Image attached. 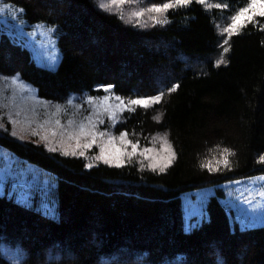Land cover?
I'll return each instance as SVG.
<instances>
[{
  "label": "trees",
  "instance_id": "16d2710c",
  "mask_svg": "<svg viewBox=\"0 0 264 264\" xmlns=\"http://www.w3.org/2000/svg\"><path fill=\"white\" fill-rule=\"evenodd\" d=\"M208 1L215 6L192 0L141 28L96 0H0L23 9L29 26L53 29L60 51L55 68L42 66L0 26V76L18 75L56 103L103 97L107 85L126 100L161 96L114 130L143 145L167 135L175 153L163 172L136 163L89 168L83 157L0 129L1 148L55 182L49 212L39 198L29 205L0 193V264H264V223L241 226L223 188L264 176V17L225 43L219 27L249 0ZM222 158L228 165L214 169ZM209 188L205 215L189 225L184 196Z\"/></svg>",
  "mask_w": 264,
  "mask_h": 264
},
{
  "label": "rangeland",
  "instance_id": "374dc122",
  "mask_svg": "<svg viewBox=\"0 0 264 264\" xmlns=\"http://www.w3.org/2000/svg\"><path fill=\"white\" fill-rule=\"evenodd\" d=\"M96 1L99 5H105L103 7L104 10L117 14L129 24L137 25L141 28H149L162 24L167 11L149 12L146 9L153 7V5H148L147 2L143 1V3L140 0H123V2L116 0L115 3L112 0ZM170 3L176 6L174 1ZM204 4L210 8L215 6L214 3L208 0H205ZM250 5L251 0L244 7L249 8L248 13L241 18V21L237 24L236 31L232 35L238 33L245 25L257 21L259 17H264L259 15L261 8L264 7V0H259V5L256 7H251ZM20 13L19 9L0 2V26L12 39L28 48L33 59L38 64L47 68H55L60 59V51L57 48L54 30L42 24L29 26L21 19ZM138 13H143V15H137ZM231 24L232 19L219 27V31L225 40L230 36L224 29ZM13 80H16L15 84H13ZM105 95L109 96V100L107 102L97 101L96 103L100 104L101 108L96 109V111L102 112V105L104 103L108 105L121 103L115 100L116 95L113 94L111 89ZM88 96V94H73L63 103L50 102L39 98L36 88L23 81L18 75L9 78L0 76V109L2 111L0 123H3L10 133L15 131L17 133L15 137L42 145L48 150L49 147L54 146L53 142L49 140L45 144L38 137L31 136L29 125L35 127L38 121L42 122L44 119L54 121L56 118H59L61 124L66 126L67 120L70 118L79 121L83 116L93 115V108L84 103V98ZM145 99H149V105L152 104L150 98ZM69 101H71V104H69ZM128 101L129 99H123L121 108L124 110H117V118L115 120L110 119L107 114H104L101 116L104 123L97 124V128L100 131L117 137L115 140V147L117 148L121 147L118 139L120 133H115L114 129L123 121L124 115L131 112L127 110L128 108L136 109L139 107V105H129ZM55 105H60L62 111L56 115H50L55 112ZM76 105H79V109L76 108ZM10 117L15 119L17 123L13 124L9 119ZM128 138L132 140L130 136ZM104 139L106 138H99L97 143H102ZM55 146L58 149L56 152L61 154L59 149L62 146L59 143H56ZM144 148L152 149L150 153L146 154L150 159H145L144 156L139 155ZM126 150L130 152L131 148L128 147ZM136 152L137 154L130 161L127 157H124V163L121 166L136 163L142 169H151L149 164L153 160L162 162L165 158L172 156L174 149L167 135L161 134L152 136L147 145L138 142ZM97 155H99V147L93 145L90 150L85 152L83 158L86 159L88 165L103 163V161H98L94 158ZM64 156L81 157L79 155ZM174 160L175 155L165 170L173 164ZM224 160L225 158L212 161L211 165L214 169H218L220 166L225 165ZM156 171L163 172L159 169ZM54 186L55 182L52 176L19 160L15 155L0 147V193L9 191L22 203H25L24 197H27V203L25 204L29 205L36 198H39L41 209L44 212H49L53 209L50 198ZM223 188L227 193L224 204L231 212L232 218L238 220L241 226L264 223V176L231 182L223 185ZM213 191L214 188H209L197 192L196 195L188 194L184 196L185 217L189 225L191 221L194 222L193 220L202 219L205 215V203L208 197L213 194Z\"/></svg>",
  "mask_w": 264,
  "mask_h": 264
},
{
  "label": "snow or ice",
  "instance_id": "6c2138e0",
  "mask_svg": "<svg viewBox=\"0 0 264 264\" xmlns=\"http://www.w3.org/2000/svg\"><path fill=\"white\" fill-rule=\"evenodd\" d=\"M113 3L116 0H112ZM123 2V0H121ZM192 0H174L176 6L186 7L191 4ZM200 4H203L205 0H198ZM259 5V0H251V7H256ZM102 8L105 7L104 4L100 5ZM173 7V3H164L162 6H153L151 8L146 9L149 12H161L166 11L169 8ZM220 7V5H217ZM23 12V9L20 10ZM249 8L241 9L236 15L232 16V24L224 29L225 32L229 33L231 36L235 31L237 24L241 21V18L248 13ZM137 15H143V13H138ZM259 15L264 16V7L261 8ZM159 22V21H158ZM227 43V40H225ZM225 52L228 51L227 48L224 49ZM219 63H223L221 60ZM16 83V80H13V84ZM23 88V86L21 85ZM111 85L102 86L103 91L105 93L109 92L111 89ZM174 86L170 91H175ZM163 95V93H161ZM161 96L151 97L150 100L155 103H159ZM109 100V96L105 95L103 97H92L88 96L84 98V103L88 104L93 108V115L83 116L81 120L76 121L73 118L67 120V125H62L61 120L56 118L54 121L49 119H44L42 122L38 121L35 127L29 125L30 135L33 137H38L45 144L51 140L53 142L52 147L48 148L50 152H56L58 149L55 146L56 143H59L62 147L59 149L62 155H79L83 157L87 150H90L93 145L99 147V155L94 157L98 161H103L105 164L114 165L116 167H120L124 163V157H127L130 161L131 158L137 154L136 150L138 147V142L129 139V133L121 132L118 139L120 141L121 147H115V140L117 137H113L111 134L106 133L104 131H100L97 128V124H103L104 120L101 118L102 115L107 114L110 119L115 120L117 118V110H124L121 108L123 104V98L120 96H116L115 100L120 101V104L117 105H108L104 103L102 105L103 111L99 112L96 109L101 108V105L96 103L97 101L107 102ZM71 104V101H69ZM129 105H139L147 108L149 106V99H130L128 101ZM55 112L50 115H56L62 111L60 105H55ZM76 108L79 109V105H76ZM128 111H135L134 108H128ZM13 124H16L17 121L15 119L9 118ZM156 119H159L158 117ZM0 129L7 131L4 127L3 123H0ZM13 136H16L17 133L13 131L11 133ZM99 138H106L102 143H97ZM130 147L131 151H127L126 149ZM68 149V150H65ZM152 149L144 148L139 155L144 156L145 159H150L146 154L150 153ZM224 153L231 155L229 149L224 148ZM174 153L171 157L165 158L162 162L153 160L149 167L152 171H156L159 169L160 171H164L165 168L170 164L171 159L174 158ZM261 161H264V156H262ZM225 166L228 165V160H224ZM87 167L91 168L92 165L89 164ZM25 203H27V197H24Z\"/></svg>",
  "mask_w": 264,
  "mask_h": 264
}]
</instances>
